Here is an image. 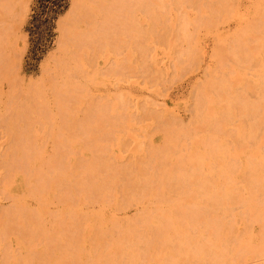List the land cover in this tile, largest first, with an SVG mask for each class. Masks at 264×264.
<instances>
[{"label":"rangeland","instance_id":"374dc122","mask_svg":"<svg viewBox=\"0 0 264 264\" xmlns=\"http://www.w3.org/2000/svg\"><path fill=\"white\" fill-rule=\"evenodd\" d=\"M263 35L264 0H0V264H264Z\"/></svg>","mask_w":264,"mask_h":264},{"label":"bare ground","instance_id":"6f19581e","mask_svg":"<svg viewBox=\"0 0 264 264\" xmlns=\"http://www.w3.org/2000/svg\"><path fill=\"white\" fill-rule=\"evenodd\" d=\"M74 2H75V1H74ZM8 4H9V3H8ZM75 9H76V8H75ZM80 9H81V8H80ZM77 10H78V9H77ZM73 11H74V10H73ZM79 11H80V10H79ZM150 13H151V12H150ZM152 17H153V16H152ZM158 20H159V19H158ZM153 23H154V22H153ZM129 24H131V23H129ZM129 24H128V26H129ZM134 25H135V24H134ZM130 26H131V25H130ZM125 27H126V26H125ZM128 29H129V28H128ZM133 29H134V28H133ZM256 29H257V28H256ZM133 31H134V30H133ZM136 31H137V30H136ZM137 33H138V32H137ZM257 33H258V32H257ZM127 34H128V33H127ZM143 35H144V34H143ZM182 36H183V35H181V37H182ZM263 36H264V35H263ZM254 37H255V36H254ZM134 38H135V37H134ZM134 38H133V39H134ZM260 42H261V41H260ZM261 44H262V42H261ZM110 45H111V44H110ZM255 45L258 47L259 44H258V45L255 44ZM260 46H261V45H260ZM236 47H237V46H236ZM254 47H255V46H254ZM237 48H238V47H237ZM258 48H259V47H258ZM262 48H263V47H262ZM263 49H264V48H263ZM252 50H253V48H252ZM259 50L261 51V47H260ZM259 50H258L257 52H259ZM137 51H138V50H137ZM253 52H255V50H254ZM263 54H264V53H263ZM254 55H255V54H254ZM239 56H240V55H239ZM257 56L259 57L260 55H257ZM262 57H264V55H263ZM232 58H233V57H232ZM256 58H257V57H256ZM238 59H239V58H238ZM258 59H259V58H258ZM261 60H262V59H261ZM240 61H241V60H240ZM248 61H249V60H248ZM256 61H258V60H256ZM258 62H259V61H258ZM261 62H262V61H261ZM247 63H248V62H247ZM263 63H264V61L262 62V64H263ZM140 64H141V63H140ZM260 64H261V63H260ZM252 65H253V63H252ZM261 66H262V65H261ZM262 68H263V66H262ZM263 71H264V69H263ZM213 73H214V72H213ZM260 78H261V76H260ZM228 79H229V78H228ZM225 80H226V79H225ZM263 80H264V79H263ZM224 82H225V81H224ZM260 82H261V81H260ZM214 83H215V81H214ZM216 83H217V82H216ZM220 83L222 84V82H220ZM220 83H219V84H220ZM219 84H218L217 87H220ZM263 84H264V83H263ZM215 85H216V84H215ZM222 85H224V83H223ZM225 86H226V83H225ZM263 87H264V85H263ZM215 89H216V88H215ZM218 90H220V89L218 88ZM221 90H222V89H221ZM231 92H232V91H231ZM217 95H218V94H217ZM261 96L263 97V95H261ZM220 100H221V99H220ZM224 100H225V99H224ZM239 101H240V100H239ZM242 101H243V100H241V102H242ZM227 102H228V101H227ZM236 102H237V101H236ZM243 102H244V101H243ZM223 103H224V102H223ZM228 103H229V102H228ZM229 104H230V103H229ZM226 105H227V104H226ZM226 105H225V106H226ZM258 105H259V104H258ZM227 106H228V105H227ZM229 106L231 107V105H229ZM250 107H252V106H250ZM260 108L263 109L264 107L262 106V107H260ZM201 109H202V108H201ZM223 109H224V108H223ZM231 109H233V108H231ZM234 109H235V108H234ZM241 109H242V108H241ZM256 109H257V108H256ZM256 109H255V110H256ZM257 110H258V109H257ZM260 110H261V109H260ZM219 111H221V110H219ZM235 111H236V110H235ZM250 111H252V110H250ZM263 111H264V110H263ZM220 113H221V115L223 114L222 112H220ZM227 113H229V111H228ZM230 113H231V112H230ZM239 113H240V112H239ZM256 113H257V112H256ZM254 114H255V113H254ZM261 114H262V113H261ZM234 115H235V114H234ZM205 116H206V115H205ZM222 116H224V115H222ZM262 118H263V117H262ZM227 119H228V116H227ZM246 119H247V118H246ZM258 121H259V120H258ZM258 121H257V122H258ZM225 122H227V121H225ZM227 123H228V122H227ZM231 123H232V122H231ZM204 124H205V123H204ZM224 124H225V123H224ZM250 127H251V126H250ZM250 129L253 131L252 128H250ZM253 132H254V131H253ZM239 134H241V133H239ZM237 135H238V134H237ZM247 135H248V133H247ZM250 135H251V134H250ZM171 137H172V135H171ZM241 137H242V135H241ZM263 137H264V136H263ZM237 138H238V137H237ZM236 140H237V139H236ZM261 140H262V139H261ZM209 141H210V140H209ZM238 141H239V140H238ZM206 145H207V144H206ZM149 147H150V146H149ZM235 147H236V146H235ZM211 148H212V147H211ZM240 148H241V147H240ZM235 149H236V148H235ZM242 149H243V148H242ZM146 150H147V149H146ZM209 150H210V149H209ZM216 150H217V149H216ZM216 150H213V151H216ZM233 150H234V149H233ZM203 151H204V150H203ZM217 151H218V150H217ZM224 151H225V150H224ZM154 152H155V151H154ZM154 152H153V153H154ZM206 152H207V151H206ZM254 152H255V151H254ZM202 153H203V152H202ZM204 153H205V152H204ZM214 153H215V152H214ZM214 153H213V154H214ZM219 153H220V152H219ZM221 153H222V152H221ZM223 153H224V152H223ZM226 153H227V152H226ZM242 153H243V152H242ZM156 154H157V153H156ZM190 154H191V153H190ZM217 154H218V153H217ZM217 154H216V155H217ZM259 154H260V153H259ZM259 154H258V155H259ZM150 155H151V154H150ZM172 155H173V154H172ZM192 155H195V154L192 153ZM211 155H212V154H211ZM247 155H248V154H247ZM189 156H190V155H189ZM200 156H201V155H200ZM203 156H204V155H203ZM214 156H215V154H214ZM183 157H184V156H183ZM193 157H194V156H193ZM193 157H192V159H193ZM195 157H196V156H195ZM220 157H221V156H220ZM222 157H223V156H222ZM246 157H248V156H246ZM263 157H264V156H263ZM20 158H21V157H20ZM186 158H187V157H186ZM186 158H185V159H186ZM211 158H212V157H211ZM215 158H216V157H215ZM228 158H229V157H228ZM252 158H253V157L251 156V159H252ZM175 159H176V158H175ZM188 159H189V158H188ZM197 159H198V158H197ZM201 159H203V158H201ZM233 159H234V158H233ZM233 159H232L231 161H233ZM236 159H237V158H236ZM247 159H248V158H247ZM253 159H254V158H253ZM263 159H264V158H262V160H261L260 163H263V162H262ZM190 160H191V159H190ZM203 160H204V159H203ZM206 160H207V159H206ZM224 160H225V159H224ZM228 160H229V159H228ZM162 161H163V160H162ZM175 161H176V160H175ZM196 161H197V160H196ZM235 161H236V160H235ZM247 161H249V162H248L249 164L251 163V162H250V159L247 160ZM251 161H252V160H251ZM259 161H260V158H259ZM259 161H258V162H259ZM190 162H191V161H190ZM208 162H209V160H208ZM213 162H214V160H213ZM220 162H221V161H220ZM223 162H224V161H223ZM237 162H238V161H237ZM255 162L257 163V161H255ZM211 163H212V162H211ZM248 163H247V164H248ZM141 164H142V163H141ZM194 164H195V163H194ZM222 164H223V163H222ZM231 164H233V163H231ZM235 164H236V163H235ZM235 164H234V165H235ZM237 164H238V163H237ZM180 165H181V164H180ZM208 165H209V164H208ZM234 165H233V166H234ZM143 166H144V165H143ZM159 166H160V165H159ZM188 166H189V165H188ZM190 166H191V165H190ZM248 166H249V165H248ZM255 166H256V164H255ZM260 166H261V165H260ZM260 166L258 165V168H260ZM262 166H263V165H262ZM20 167H21V166H20ZM20 167H18V168H20ZM140 167H142V166H140ZM146 167H147V166H146ZM174 167H175V166H174ZM178 167H179V166H178ZM193 167H194V166H193ZM196 167H197V166H196ZM199 167H200V166H199ZM206 167L208 168V166H206ZM231 167H232V166H231ZM236 167H237V166H236ZM236 167H234V168H236ZM240 167H241V166H240ZM253 167H254V166H253ZM253 167H252V168H253ZM18 168H17V169H18ZM142 168H143V167H142ZM204 168H205V167H204ZM218 168H219V167H218ZM232 168H233V167H232ZM247 168H248V167H247ZM255 168H256V167H255ZM24 169H25V168H24ZM30 169H31V168H30ZM92 169H93V168H92ZM144 169H145V168H144ZM147 169H148V168H147ZM194 169H195V168H194ZM194 169H193V170H194ZM227 169H228V168H227ZM249 169H250V166H249ZM256 169H257V168H256ZM256 169H255V170H256ZM154 170H155V169H154ZM162 170H163V169H162ZM210 170H211V169H210ZM222 170H223V169H222ZM145 171H147V170H145ZM176 171H177V170H176ZM189 171H190V170H189ZM218 171H219V170H218ZM223 171H224V170H223ZM258 171H259V169H258ZM25 172H26V170H25ZM25 172H24V173H25ZM126 172H127V171H126ZM130 172H131V171H130ZM154 172H156V171H154ZM168 172H169V171H168ZM211 172H213V171H211ZM220 172H221V171H220ZM234 172H235V171H234ZM256 172H257V171H256ZM92 173H93V172H92ZM141 173H142V171H141ZM143 173H144V172H143ZM145 173H146V172H145ZM148 173H149V171H148ZM156 173H158V172H156ZM166 173H167V172H166ZM174 173H176V172H174ZM174 173L172 172L171 175L173 174V176H175L176 174H174ZM177 173H178V172H177ZM187 173H188V172H187ZM204 173H205V172H204ZM213 173H215V172H213ZM217 173L219 174V172H217ZM243 173H244V171H243ZM245 173H246V172H245ZM245 173H244V174H245ZM254 173H255V172H254ZM257 173H258V172H257ZM260 173H261V172H260ZM93 174H94V173H93ZM134 174H136V173H134ZM134 174H132V176H133ZM146 174H147V173H146ZM161 174H162V173H161ZM163 174H164V173H163ZM163 174H162V176H163ZM168 174H169V173H168ZM190 174H191V173H190ZM215 174H216V173H215ZM215 174H214V175H215ZM225 174H226V173H225ZM227 174H228V173H227ZM248 174L251 175V172H250V173H247V175H248ZM252 174H253V173H252ZM143 175L145 176V174H143ZM154 175H155V174H154ZM156 175H157V174H156ZM156 175H155V176H156ZM158 175H159V174H158ZM165 175H166V174H165ZM165 175H164V176H165ZM182 175H183V174H182ZM196 175H197V174H196ZM196 175H195V176H196ZM198 175H199V174H198ZM214 175H213V176H214ZM223 175H224V174H223ZM223 175H222V176H223ZM233 175H234V174H233ZM257 175H258V174H257ZM45 176H46V174H45ZM146 176H147V175H146ZM159 176H160V175H159ZM169 176H170V174H169ZM173 176H172V177H173ZM215 176H217V175H215ZM215 176H214V177H215ZM225 176H226V175H225ZM25 177H27V176H25ZM98 177H99V176H98ZM129 177H130V176H129ZM152 177H153V176H152ZM156 177H157V176H156ZM165 177L167 178L168 175L165 176ZM214 177H213V178H214ZM219 177H220V175H219ZM229 177H230V176H229ZM255 177H256V174H255ZM103 178H104V177H103ZM127 178H128V177H127ZM130 178H131V177H130ZM130 178H129V179H130ZM133 178H134V177H132V179H133ZM170 178H171V177H170ZM170 178H169V180H170ZM176 178H178V177H176ZM176 178L173 177V179H176ZM180 178H181V177H180ZM198 178H199V177H198ZM198 178H196V180H197ZM200 178H201V176H200ZM209 178H211V177H209ZM226 178H227V177H226ZM241 178H242V177H241ZM241 178H240V179H241ZM98 179H99V178H98ZM136 179H137V178H136ZM151 179L153 180L154 178H151ZM156 179H158V177H157ZM173 179H171V180H173ZM182 179H183V178H182ZM223 179H224V177H223ZM234 179H235V178H234ZM248 179H250V178H248ZM140 180H141V179H140ZM149 180H150V179H149ZM154 180H155V179H154ZM154 180H153V182H154ZM158 180H159V179H158ZM162 180H165V179H162ZM162 180H161V182H162ZM169 180H168V181H169ZM171 180H170L169 184L172 182ZM201 180H203V178H202ZM259 180H261V179H259ZM127 181H128V180H127ZM129 181H131V180H129ZM135 181H136V180H135ZM137 181H139V179H138ZM142 181H143V178H142V180H141V183H142ZM144 181H148V179L146 180V179L144 178ZM165 181H166V182H165ZM165 181H164L163 184H164V186H165V188H166V187H168V185H167V186L165 185V184L167 183V180H165ZM176 181H177V180H176ZM181 181H182V180H181ZM199 181H200V179H199ZM209 181H210V180H209ZM225 181H226V180H225ZM84 182H85V181H84ZM150 182H151V181H150ZM157 182H158V181H157ZM157 182H156V183H157ZM173 182H174V181H173ZM223 182H224V181H223ZM229 182H230V181H228V183H226V184H229V185H230L231 183H229ZM233 182H235V181H233ZM262 182H263V181H262ZM100 183H101V182H100ZM103 183H104V182H103ZM103 183H102V184H103ZM114 183H115V182H114ZM114 183H113V184H114ZM128 183H129V182H128ZM132 183H133V182H132ZM151 183H152V182H151ZM156 183H155V184H156ZM179 183H184V182L182 181V182H179ZM189 183H190V182H189ZM198 183H199V182H198ZM198 183H196V184H198ZM203 183H204V182H203ZM213 183H214V182H213ZM220 183H222V182H220ZM236 183H238V182L236 181ZM244 183H245V182H243V184H244ZM247 183H248V182H247ZM253 183H254V182H253ZM88 184H89V183H88ZM102 184H101V185H102ZM143 184H144V182H143ZM143 184H140L139 186H143V188H144V185H143ZM146 184H147V183L145 182V185H146ZM149 184H150V183H148V185H149ZM153 184H154V183H153ZM173 184H174V183H173ZM199 184H200V183H199ZM199 184H198V185H199ZM205 184H206V183H205ZM205 184H204V185H205ZM233 184H234V183H233ZM24 185H26L25 182H24ZM181 185H183V184H181ZM209 185H210V184H209ZM209 185H208V187L206 186V187H207V188H206L207 190L209 189ZM221 185H222L223 188L227 186V185H226V186H223V183H222ZM224 185H225V182H224ZM235 185H236V184H235ZM247 185H248V184H246V186H247ZM254 185H255V184H254ZM256 185H257L259 188H261V189L264 187L263 183H260V181H259V182H256ZM85 186H86V185H85ZM97 186H98V185H97ZM97 186H96V187H97ZM156 186H157V185H156ZM159 186H160V185H159ZM159 186H157V188H158ZM171 186H172V184H171ZM175 186H176V185H175ZM177 186H178V184H177ZM183 186H184V185H183ZM186 186H187V185H186ZM199 186H200V185H199ZM210 186H211V185H210ZM230 186H231V185H230ZM87 187H88V186H87ZM89 187H92V186H89ZM101 187H102V186H101ZM129 187H130V186H129ZM137 187H138V185H137ZM145 187H146V186H145ZM148 187H149V186H148ZM150 187H151V185H150ZM173 187H174V186H173ZM213 187H215V185H213ZM219 187H220V186H219ZM227 187H228V186H227ZM227 187H226V189H227ZM236 187H237V186H236ZM236 187H235V188H236ZM239 187H240V186H239ZM241 187H242V186H241ZM250 187H251V186H250ZM250 187H249V188H250ZM255 187H256V186H254V188H255ZM141 188H142V187H140V189H141ZM177 188H179V187H177ZM180 188H181V187H180ZM195 188H196V187H194L193 189H195ZM200 188H201V186H200ZM202 188H203V187H202ZM204 188H205V187H204ZM204 188H203V189H204ZM223 188H222V189H223ZM231 188H233V187H231ZM251 188H253V187H251ZM251 188H250V189H251ZM83 189H84V188H83ZM91 189H92V188H91ZM95 189H96V188H95ZM101 189H102V188H101ZM135 189H136V188H135ZM138 189H139V188H138ZM144 189H145V188H144ZM148 189H149V188H148ZM151 189H152V188H151ZM155 189H156V188H155ZM161 189H162V188H161ZM163 189H164V188H163ZM167 189H168V188H167ZM174 189H175V188H174ZM184 189L186 190L185 187H184ZM187 189H188V187H187ZM210 189H211V188H210ZM216 189H217V187H216ZM218 189H219V188H218ZM222 189H221V191H220V189L218 190V191H219L218 194H222V195H223L224 192H225V191L227 192V190H228V189H227V190L223 189L224 192H222ZM244 189H245V188H244ZM247 189H248V188H247ZM92 190H93V189H92ZM153 190H154V189H153ZM180 190H182V188L179 189L178 192H180ZM212 190H213V188H212ZM214 190H215V189H214ZM214 190H213V191H214ZM237 190L239 191L238 188H237ZM242 190H243V189H242ZM242 190H241V191H242ZM245 190H246V189H245ZM251 190H252V189H251ZM254 190H255V189H253V191H254ZM257 190H258V189H257ZM87 191H88V190H87ZM97 191H98V190H97ZM137 191H138V190H137ZM137 191H136V192H137ZM147 191H149V190H147ZM156 191H157V190H156ZM158 191H159V190H158ZM166 191H167V190H166ZM171 191H172V190H171ZM183 191H184V190H183ZM209 191H210V190H209ZM209 191H208V192H209ZM213 191H211V192H213ZM232 191H233V190H232ZM235 191H236V190H235ZM235 191H233V192H234V196H233V195H232L233 193L230 194L231 191H230V189H229V192H230L229 194H230L231 196L235 197V193H236ZM246 191H247V192H250V193L252 192V191H250V190H249V191L246 190ZM246 191H244V192L246 193ZM259 191H260V190H259ZM84 192H85V191H84ZM91 192H92V191H91ZM95 192H96V191H95ZM98 192H99V191H98ZM145 192H146V191H145ZM168 192H169V191H168ZM221 192H222V193H221ZM244 192H243V193H244ZM92 193H93V192H92ZM105 193H106V192H105ZM125 193H126V192H125ZM137 193H138V192H137ZM139 193H140V192H139ZM146 193H147V192H146ZM146 193H145V194H146ZM149 193H150V192H149ZM152 193H153V192H152ZM156 193H157V192H156ZM164 193H165V192H164ZM181 193H182V192H181ZM206 193H207V191H206ZM214 193L217 195V192H214ZM237 193H238V192H237ZM241 193H242V192H241ZM243 193H242V197H243V196L246 197V195H247V196L249 195L248 193H246V195H243ZM106 194H107V193H106ZM154 194H155V193H154ZM154 194H153V197L156 196V195L154 196ZM167 194H168V193H167ZM172 194H173V193H172ZM176 194H177V193H176ZM227 194H228V192H227ZM253 194H255V193H253ZM93 195H94V193H93ZM101 195H102V194H101ZM104 195H105V194H104ZM141 195L143 196V193H142ZM147 195H150V194H147ZM185 195H186V194H185ZM193 195H194V194H193ZM240 195H241V194H240ZM240 195H239V196H240ZM251 195H252V193H251ZM251 195H250V196H251ZM262 195H263V194H262ZM91 196H92V195H91ZM213 196H214V194H213ZM231 196H230V197H231ZM237 196H238V195H237ZM92 197H93V196H92ZM100 197H101V196H100ZM100 197H99V198H100ZM139 197H140V196H139ZM144 197H145V196H144ZM147 197H148V196H147ZM153 197H152V198H153ZM169 197H170V196H169ZM214 197H215V196H214ZM245 197H243V198H244L243 202L247 199V198H245ZM254 197H255V195H254V196H253V195L251 196V198H254ZM263 197H264V196H263ZM62 198H63V197H62ZM88 198H89V197H88ZM134 198H135V197H134ZM157 198H158V197H156V200H157ZM162 198H163V197H162ZM243 198H242V199H243ZM251 198H250V199H251ZM256 198H257V197H256ZM256 198H255V199H256ZM85 199H86V198H85ZM140 199H141V198H140ZM177 199H178V198H177ZM177 199H176V200H177ZM180 199H182V198H180ZM216 199H217V198H216ZM238 199H239V197H238ZM238 199H237V200H238ZM240 199H241V198H240ZM240 199H239L238 201H240ZM141 200H142V199H141ZM154 200H155V199H154ZM252 200H253V199H252ZM252 200H249V201L252 202ZM260 200H261V199H260ZM131 201H132V200H131ZM160 201H161V200H160ZM163 201H164V200H163ZM194 201L196 202V200H194ZM217 201H219V200H217ZM226 201H227V200H226ZM232 201H233V200H232ZM232 201L229 200V202H232ZM261 201H262V200H261ZM263 201H264V199H263ZM132 202H133V201H132ZM173 202H174V201H173ZM214 202H215V201H214ZM219 202H220V201H219ZM221 202H222V201H221ZM246 202H247V201H246ZM250 202H247V203H248V206H249ZM163 203H164V202H163ZM174 203H175V202H174ZM210 203H211V202H210ZM225 203H226V202H225ZM225 203H224V201H223L222 204H225ZM227 203H228V202H227ZM247 203H246V206H247ZM253 203H254V202H252V204H253ZM259 203H260V202H259ZM263 203H264V202H263ZM76 204H77V203H76ZM147 204H148V203H147ZM171 204H172V202H171ZM219 204H220V203H219ZM233 204H234V203H233ZM241 204H242V203H241ZM260 204H261V203H260ZM161 205H162V204H161ZM167 205H168V204H167ZM167 205H165L164 207L166 208ZM174 205H175V204H174ZM254 205H255V204H254ZM145 206H146V205H145ZM199 206H200V205H199ZM211 206H212V205H211ZM215 206H216V205H215ZM224 206H225V205H223V207H224ZM232 206H233V205H232ZM262 206H263V205H262ZM169 207H170V206H169ZM221 207H222V205H221ZM259 207H260V206H259ZM101 208H102V207H101ZM198 208H199V207H198ZM202 208H203V207H202ZM246 208H247V207H246ZM253 208H254V207H253ZM262 208H264V207H262ZM146 209H147V208H146ZM160 209H161V208H160ZM194 209H195V208H194ZM152 210H154V209H152ZM161 210H162V209H161ZM167 210H168V207H167ZM174 210H175V209H174ZM216 210H218V209H216ZM219 210H220V209H219ZM254 210H255V209H254ZM32 211H33V210H32ZM156 211H157V209H156ZM162 211H163V210H162ZM162 211H161V213H164V212H162ZM168 211H169V210H168ZM176 211H177V210H176ZM223 211H224V210H223ZM227 211H229V210H227ZM255 211H256V210H255ZM255 211H254V212H255ZM257 211H258V210H257ZM146 212H147V211H146ZM151 212H152V211H150L149 214H150ZM153 212H154V211H153ZM153 212H152V213H153ZM158 212H159V213H158ZM173 212H175V211H173ZM218 212H219V211H218ZM240 212H242V211H240ZM244 212H246V211H244ZM252 212H253V211H252ZM254 212H253V213H254ZM157 213L160 215V211H157ZM166 213H167V212H166ZM225 213H226V210H225ZM225 213L223 212L224 216L228 215V213H227L226 215H225ZM242 213H243V212H242ZM247 213H248V212H247ZM247 213H246L247 216H248V214H251V212H249L248 214H247ZM141 214H142V213H141ZM146 214H147V213H146ZM172 214H173V213H172ZM239 214H240V213H239ZM243 214H244V213H243ZM243 214H240V218H241V215H243ZM254 214H256V213H254ZM254 214H253V216H255ZM258 214H259V213H258ZM258 214H256L257 217H259ZM28 215H29V214H28ZM91 215H92V214H91ZM150 215H151V219H153V218H154L153 214H150ZM150 215H149V216H150ZM169 215H171V214H169ZM175 215H177V214L175 213ZM181 215H182V214H181ZM221 215H222V214H221ZM244 215H245V214H244ZM99 216H100V215H99ZM139 216H140V215H139ZM143 216H144V215H143ZM173 216H174V214H173ZM177 216H179V215H177ZM224 216H222V217H224ZM251 216H252V215H251ZM251 216H250V217H251ZM262 216H263V215H262ZM28 217H30V216H28ZM31 217H33V215H32ZM95 217H97V216H95ZM167 217H168V215H167ZM169 217H170V216H169ZM169 217H168V218H169ZM174 217H175V216H174ZM188 217H189V216H188ZM193 217H194V216H193ZM229 217H230V216H229ZM229 217H228V218H229ZM12 218H13V217H12ZM97 218H98V217H97ZM97 218H96V219H97ZM147 218H148V216H147ZM159 218H160V217H159ZM162 218H164V217H162ZM165 218H166V216H165ZM170 218L174 219L173 217H170ZM177 218H178V217H177ZM177 218H176V219H177ZM179 218H180V216H179ZM179 218H178L177 220H178V221H179V220L181 221V219H179ZM189 218H190V217H189ZM200 218H201V217H200ZM242 218H243V217H242ZM248 218H249V217H247V219H248ZM261 218H263V217H261ZM32 219H33V218H32ZM154 219H155V218H154ZM156 219H157V217H156ZM160 219H161V218H160ZM160 219H159V220H160ZM187 219H188V218H187ZM187 219H186V220H187ZM220 219H221V218H220ZM229 219H230V218H229ZM28 220H29V219H28ZM97 220H98V219H97ZM97 220H96V221H97ZM139 220H140V219H139ZM139 220H138V221H139ZM161 220H162V219H161ZM161 220H160V221H161ZM164 220H165V219H164ZM167 220H169V219H167ZM167 220H165V221L167 222ZM225 220H226V219L224 218V221H225ZM255 220H256V219H255ZM262 220H263V219H262ZM29 221H31V220H29ZM98 221H99V220H98ZM142 221H143V220H142ZM146 221H147V219H146ZM146 221H145V222H146ZM160 221H159V222H160ZM170 221H171V220H170ZM193 221H195V220H193ZM199 221H200V220H199ZM218 221H219V220H218ZM222 221H223V220H222ZM226 221H228V220H226ZM31 222H32V221H31ZM84 222H85V220H84ZM100 222H101V221H100ZM140 222H141V221H140ZM149 222H150V221H149ZM161 222H162V221H161ZM168 222H169V221H168ZM176 222H177V221H176ZM28 223H29V222H28ZM28 223H27V224H28ZM94 223H95V220H94ZM97 223H98V222H97ZM110 223H111V221H110ZM126 223H127V222H126ZM126 223H125V225H127ZM128 223H129V222H128ZM135 223H136V221H135ZM170 223H171V222H170ZM217 223H218V222H217ZM98 224H99V223H98ZM115 224H118V222H116ZM145 224H147V222H146ZM226 224H227V223H226ZM263 224H264V223H263ZM23 225H24V224H23ZM25 225H26V224H25ZM29 225H30V224H29ZM102 225H103V224H102ZM102 225H101V227H102ZM118 225H119V224H118ZM130 225H132V224H130ZM138 225H139V224H138ZM138 225H137V226H138ZM142 225H143V224H142ZM152 225H153V224H151V227H152ZM159 225H160V224H159ZM162 225H163V223H162ZM162 225H161V227H162ZM164 225L167 226L168 223H167V224L165 223ZM169 225H170V224H169ZM169 225H168L167 227H170ZM174 225H175V224H174ZM180 225H181V224H180ZM80 226L82 227L81 224H80ZM83 226L85 227V223H84ZM95 226H96V225H95ZM98 226H99V225H98ZM104 226H105V225H104ZM122 226H123V225H122ZM122 226H121V228H122ZM137 226H136V227H137ZM140 226H141V225H140ZM148 226H149V225H148ZM156 226H158V225H156ZM171 226H172V225H171ZM176 226H177V225H176ZM182 226H183V225H182ZM261 226H263V225H261ZM24 227H25V226H24ZM105 227H106V226H105ZM111 227H112V226H110V229H111ZM123 227H124V226H123ZM143 227H146V226H143ZM161 227H160V231H161ZM167 227H166V228H167ZM174 227H175V226H174ZM174 227H173V230H174ZM188 227H189V226H188ZM22 228H23V227H22ZM82 228H83V227H82ZM95 228H97V227H94L93 229H95ZM117 228H118V227H117ZM117 228H116V229H117ZM132 228H134V227L132 226ZM138 228H139V226H138ZM166 228H164V229L162 228V229L165 230ZM177 228H178V229H176V230H177V232H178V231H180L181 226H180V229H179V227H177ZM263 228H264V227H263ZM29 229H31V227H30ZM79 229H80V228H79ZM91 229H92V228H91ZM100 229H101V228H100ZM110 229H107V231H108V230L110 231ZM113 229H115V228H113ZM119 229H120V228H119ZM122 229H123V228H122ZM128 229H129V228H126V229L124 228V230H126V231H124V232H127ZM134 229H136V228H134ZM139 229H141V228H139ZM189 229H190V228H189ZM221 229H222V228H221ZM25 230H26V229H25ZM80 230H81V229H80ZM95 230H97L96 233H98V229H95ZM142 230H143V229H142ZM150 230L152 231V229H150ZM153 230H154V229H153ZM163 230H162V231H163ZM167 230H168V229H167ZM167 230H166V231H167ZM231 230H232V229H231ZM27 231H28V233H29V230H28V229H27ZM27 231H26V232H27ZM88 231H89V228H88ZM93 231H94V230H93ZM102 231H104V230H102ZM102 231H101V233H102ZM113 231H114V230H113ZM116 231H117V230H116ZM120 231L123 232L122 230H120ZM130 231H131V230H130ZM130 231H129V232H130ZM136 231L138 232V229H136ZM140 231H141V230H140ZM140 231H139V232H140ZM147 231H148V230H147ZM154 231H155V230H154ZM156 231H157V230H156ZM229 231H230V230H229ZM229 231H228V232H229ZM94 232H95V231H94ZM111 232H112V229H111ZM129 232H128V233H129ZM139 232H138V234H139ZM141 232H142V231H141ZM202 232H203V230H202ZM222 232H223V231H222ZM230 232H231V231H230ZM232 232H233V230H232ZM232 232H231V233H232ZM24 233H25V232H23V234H24ZM142 233H144V232H142ZM155 233H156V232H155ZM180 233H182V230H181ZM180 233H179V234H180ZM183 233H184V230H183ZM73 234H74V233H73ZM75 234H76V233H75ZM104 234H105V235H104ZM104 234H103V235L106 237L107 234H106L105 232H104ZM131 234H132V233H131ZM135 234H136V232H135L133 235L135 236ZM138 234H137V236H139ZM144 234H145V233H144ZM149 234H151V233L149 232ZM149 234H148V235H149ZM158 234H159V232H158ZM162 234L164 235L165 233H162ZM162 234H161V235H162ZM179 234H178V235H179ZM24 235H25V234H24ZM91 235H92V233H91ZM91 235H90V237H91ZM93 235H96V234H93ZM100 235L103 236L102 234H100ZM123 235H125V234H123ZM126 235H127V234H126ZM142 235H143V234H142ZM167 235H168V234H167ZM173 235H174V233H173ZM176 235H177V233H176ZM228 235H229V234H228ZM72 236H73V235H72ZM104 236H103V237H104ZM127 236H128V235H127ZM129 236H130V235H129ZM143 236H144V235H143ZM181 236H183V235H181ZM185 236H186V235H185ZM185 236H183V238H184ZM192 236H193V235H192ZM234 236H235V235H234ZM109 237H112V236L109 235ZM118 237H119V236H118ZM120 237H122V235H120ZM120 237H119V238H120ZM124 237H125V236H124ZM139 237H140V236H139ZM150 237H151V236H150ZM168 237H170V235H169ZM173 237H174V236H173ZM188 237H189V234L187 235V238H188ZM211 237H212V236H211ZM225 237H226V236H225ZM73 238H74V237H73ZM100 238H101V237H100ZM106 238H108V237H106ZM116 238H117V236H116ZM134 238H137V237H134ZM151 238H152V237H151ZM183 238H182V239H183ZM185 238H186V237H185ZM26 239H27V238H26ZM97 239H99V238H97ZM127 239L129 240L130 238L128 237ZM131 239H133V238H131ZM166 239L169 240V238H167V237H166ZM100 240H101V239H100ZM104 240H105V239H104ZM120 240H122V239H120ZM128 240H126V241H128ZM136 240H137V239H136ZM136 240H135V241H136ZM147 240H150V239H147ZM164 240H165V239H164ZM164 240H163V241H164ZM178 240H180V239L178 238ZM216 240H217V239H216ZM107 241H108V240H107ZM117 241H118V239H117ZM131 241H132V240H131ZM142 241H143V240H142ZM173 241H174V240H173ZM181 241H182V240H181ZM184 241H185V239H184ZM191 241H192V240H191ZM23 242H24V241H23ZM26 242H27V241H26ZM26 242H25V243H26ZM104 242H105V241H104ZM124 242H125V241H124ZM124 242H121V244L124 243ZM132 242H134V241H132ZM137 242H139V241H137ZM157 242H158V241H157ZM170 242H171V241H170ZM174 242H175V241H174ZM178 242H179V241H178ZM186 242H187V241H186ZM118 243H119V242H118ZM118 243H117V245H118ZM126 243H127V242H126ZM126 243H125V244H126ZM129 243H130V241H129ZM129 243H128V245H129ZM154 243H155V242H154ZM162 243H164V242H162ZM166 243H169V242H166ZM182 243H184V242L182 241ZM188 243H189V242H188ZM62 244H63V243H62ZM106 244H107V243H106ZM131 244H134V243H131ZM131 244H130V245H131ZM135 244H136V243H135ZM142 244H143V243H142ZM144 244H145V243H144ZM146 244H147V243H146ZM178 244H180V243H178ZM190 244H191V243H190ZM24 245H25V244H24ZM34 245H35V244H34ZM64 245H65V244H64ZM77 245H78V244H77ZM115 245H116V244H115ZM119 245H120V243H119ZM126 245H127V244H126ZM130 245H129V246H130ZM166 245L168 246V244H166ZM169 245H170V244H169ZM172 245H173V244H172ZM175 245H176V244H175ZM192 245H193V244H192ZM192 245H191V246H192ZM221 245H222V244H221ZM102 246H103V244H102ZM104 246H106V245L104 244ZM104 246H103V247L100 246L101 249H100V248L97 249L98 252H99V251L101 252V251H102V248H103V250H105V249L108 248V246H107V248L104 249ZM110 246H111V244H110ZM133 246H134V245H133ZM149 246H151V245H149ZM162 246H163V244H162ZM177 246L182 247L181 245H177ZM186 246H187V245H186ZM196 246H197V245H196ZM196 246H195V248H196ZM232 246H233V245H232ZM61 247H62V246H61ZM116 247H117V246H114V248H116ZM137 247H138V246H136V248H137ZM187 247H188V246H187ZM193 247H194V246H193ZM74 248H75V247H74ZM76 248H77V247H76ZM90 248H91V247H90ZM93 248H94V247H93ZM119 248H120V247H119ZM119 248H118V250H119ZM130 248H131V247H130ZM132 248L134 249V247H132ZM161 248H163V247H161ZM169 248H170V247H169ZM175 248H176V247H175ZM178 248H179V247H178ZM178 248H176V249H178ZM78 249H79V248H77V250H78ZM83 249H84V248H83ZM128 249H129V248H128ZM133 249H130V251L133 250ZM140 249H141V248L139 247V250H140ZM163 249H164V248H163ZM171 249H172V248H171ZM180 249H181V248H180ZM198 249H200L199 246H198ZM95 250H96V247L93 249V251H95ZM108 250H109V249H108ZM121 250H122V249H121ZM125 250H126V249H125ZM135 250H136V249H135ZM135 250H134V251H135ZM144 250H145V249H144ZM156 250H157V249H156ZM156 250H155V251H156ZM169 250H170V249H169ZM184 250H185V249H184ZM188 250H190V249H188ZM188 250H187V251H188ZM202 250H203V251H201V252H204L205 249H202ZM216 250H218V249H216ZM228 250H229V249H228ZM78 251H79V250H78ZM84 251H85V250H84ZM109 251H110V250H109ZM115 251H116V250H115ZM119 251H120V250H119ZM119 251H118V254H119ZM130 251H129V255H130ZM137 251H138V249H137ZM152 251H153V249H152ZM155 251H154V252H155ZM171 251H174V250L172 249ZM196 251H197V250H196ZM218 251H219V250H218ZM222 251H223V250H222ZM36 252H37V251H36ZM140 252H141V250H140ZM160 252H162V251L160 250ZM174 252H175V251H174ZM177 252H179V251L176 250L175 253H177ZM201 252H199V253H201ZM86 253H87V252H86ZM103 253H104V252H103ZM115 253H116V252H115ZM121 253H122V252H121ZM121 253H120V254H121ZM123 253L125 254L126 252L124 251ZM135 253H136V252H135ZM184 253H185V252H184ZM187 253H188V252H186V254H187ZM192 253H194V252H192ZM197 253H198V252H197ZM217 253H218V252H217ZM131 254H132V253H131ZM189 254H190V253H189ZM220 254H221V253H220ZM223 254L226 255L225 253H223ZM61 255H62V254H61ZM106 255H107V254H106ZM112 255H113V254H111V257H109V259L112 258ZM121 255H122V254H121ZM121 255H119V256H121ZM129 255H128V256H129ZM132 255H133V254H132ZM138 255L141 256L140 254H138ZM173 255H174V253H173ZM190 255H191V254H190ZM194 255H196V254L194 253ZM197 255H199V254H197ZM201 255H202V253H201ZM109 256H110V255H109ZM122 256H123V255H122ZM124 256H125V255H124ZM166 256H169V255H166ZM176 256H177V255H176ZM204 256H206V255H204ZM24 257H25V256H24ZM76 257H77V254H76ZM105 257L108 258V255L105 256ZM130 257H133V256H130ZM134 257H137V256H134ZM169 257H170V256H169ZM172 257H173V256H172ZM198 257H199V256H198ZM200 257H201V256H200ZM13 258H14V257H13ZM20 258H22V257H20ZM27 258H28V257H26V259H27ZM70 258H71V257H70ZM100 258H101V257H100ZM102 258H103V256H102ZM113 258H115V257H113ZM120 258H121V259H124V258H122V257H120ZM127 258H129V257H127ZM149 258H150V257H149ZM176 258H177V257H176ZM176 258H175V259H176ZM185 258H186V257H185ZM205 258H207V257H205ZM23 259H25V258H23ZM26 259H25L24 261H26ZM75 259H76V258H75ZM131 259H132V258H131ZM164 259H165V258H164ZM167 259H168V257L166 258V260H167ZM172 259H174V258H172ZM94 260H96V261H95L96 264L99 263V261H100V260H99V261L97 262V259H94ZM104 260H105V258H104ZM117 260H119V259L114 260V262H116ZM125 260H126V258H125ZM128 260H129V259H128ZM128 260H127V261H128ZM132 260H134V259H132ZM166 260H165V261H166ZM204 260H205V259H204ZM63 261H64V260H63ZM63 261H62V262H63ZM75 261H76V260H75ZM92 261H93V260H92ZM92 261H91V262H92ZM136 261H137V260H136ZM144 261H145V260H144ZM174 261H175V260H174ZM183 261H184V260H183ZM79 262H80V261H79ZM93 262H94V261H93ZM93 262H92V263H93ZM105 262H107V261H105ZM130 262H131V261H130ZM204 262H205V261H204ZM22 263H23V262H22ZM24 263H26V262H24ZM24 263H23V264H24ZM57 263H58V261H57ZM57 263H56V264H57ZM60 263H61V262H60ZM66 263H67V262H66ZM116 263H117V262H116ZM116 263H115V264H116ZM119 263L121 264V262H119ZM127 263H128V262H127ZM132 263H134V262H132ZM137 263H138V261H137ZM137 263H136V264H137ZM162 263H163V262H162ZM167 263H168V260H167ZM174 263L176 264V261H175ZM58 264H59V263H58ZM61 264H62V263H61ZM64 264H65V263H64ZM76 264H77V263H76ZM110 264H111V262H110ZM124 264H126V263H124ZM128 264H130V263H128ZM139 264H140V263H139ZM163 264H165V263H163ZM169 264H170V263H169ZM171 264H172V263H171ZM209 264H210V263H209ZM213 264H214V263H213ZM221 264H222V263H221Z\"/></svg>","mask_w":264,"mask_h":264}]
</instances>
